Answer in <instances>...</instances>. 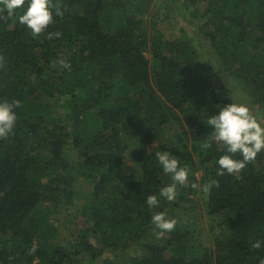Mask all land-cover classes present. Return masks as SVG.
Wrapping results in <instances>:
<instances>
[{
    "label": "trees",
    "instance_id": "obj_1",
    "mask_svg": "<svg viewBox=\"0 0 264 264\" xmlns=\"http://www.w3.org/2000/svg\"><path fill=\"white\" fill-rule=\"evenodd\" d=\"M161 2L169 15L189 19L192 33L181 28L191 38H168L160 24L168 14L157 24L160 13L150 0H52L64 14L53 9L56 22L39 38L19 23L28 0L12 16L0 12V102L22 105L14 109L13 133L0 138V264L264 259V150L240 173L216 175L226 147L206 122L233 99L217 95L203 60L212 55L251 113L264 118V0ZM49 32L60 35L48 39ZM64 109L73 136L62 122ZM171 128L172 136L160 141ZM157 151L188 169L174 201L159 194L172 179ZM81 178L92 183L78 203ZM213 180L219 187L201 202L212 217L205 233L181 217ZM149 195L158 206H148ZM165 207L176 225L158 237L151 218ZM77 217L82 221L69 242L67 225Z\"/></svg>",
    "mask_w": 264,
    "mask_h": 264
},
{
    "label": "clouds",
    "instance_id": "obj_2",
    "mask_svg": "<svg viewBox=\"0 0 264 264\" xmlns=\"http://www.w3.org/2000/svg\"><path fill=\"white\" fill-rule=\"evenodd\" d=\"M25 3L26 0H0V5L3 6L0 8V12L6 10L7 15L12 16L17 9L23 8ZM53 9H55V16H63L64 13L60 5L53 4L52 0H28V7L18 17L19 23L30 29L34 38H39L45 33L49 25L56 22ZM53 35L59 36L60 33L49 32L47 38L51 39ZM21 106L20 100H14L11 103L8 101L0 102V138L6 139L13 133L17 121L14 109ZM206 123L213 126L214 139L226 147L227 154L218 159L217 176H222L225 172L228 174L240 173L248 163L256 159L258 153L264 150V126L251 113L246 104L229 103L220 108L219 114L210 116ZM205 147L210 148L211 143L206 144ZM237 153L243 158L234 159L233 157ZM155 155L163 172L170 174L172 179V183L161 188L159 194L168 201H174L177 197V184L187 185L188 169L179 167L178 160L170 156L167 151H157ZM213 185L219 187V182L211 181L203 186V191L209 193ZM191 187L196 189L198 185L193 183ZM146 202L150 208L159 204L156 195H149ZM151 220L155 227L160 230L156 233L158 237L164 232H171L175 229L176 221L166 219L162 212L154 213ZM252 247L259 249L261 242L256 241ZM35 251L36 245H33L30 252L35 253ZM260 264H264V259L260 260Z\"/></svg>",
    "mask_w": 264,
    "mask_h": 264
},
{
    "label": "rangeland",
    "instance_id": "obj_3",
    "mask_svg": "<svg viewBox=\"0 0 264 264\" xmlns=\"http://www.w3.org/2000/svg\"><path fill=\"white\" fill-rule=\"evenodd\" d=\"M151 1V6L152 8L160 13L159 17H157L155 20L157 21V24H159L161 22V18L164 16V14H168V18L166 21L161 22V26L164 29L163 31L165 32V35L168 38L171 39H182V38H191L190 35L186 34L183 31V28H181V26H183L185 29H187L190 33H192L191 28H189L187 26V22L188 20H182L181 18H179V15L176 16L175 14L169 15L168 11L166 8H164L163 3L161 2L162 0H150ZM119 10L121 11V8H116V12ZM177 11H175L176 13ZM149 16V15H147ZM197 26H199V24H197ZM197 30V29H195ZM196 33V32H195ZM198 33L196 34V39L197 38ZM201 38V37H200ZM199 40H202L199 39ZM198 40V41H199ZM205 59L204 62L207 65V67L209 68V73L213 74V84L215 86V89L217 90V95L220 98H223L226 96H229L231 99H233V103H238V104H246L250 111L252 110L251 107L249 106L248 102L246 100L243 99V97L241 96L240 92H239V88L232 85L231 79L228 76L227 71H225L223 68L220 67L219 63L212 59V55L210 54H205ZM219 69V70H218ZM226 93V94H225ZM68 110L64 109L63 111H60V115L62 116V122L63 124H66L67 127V131L69 132V135L73 136L75 135V126L74 124L71 122L72 120H70L68 117H66L64 114L67 113ZM255 112V111H254ZM257 120L261 123L262 126H264V118L262 114H259L258 112L253 114ZM174 128L168 129L166 131H164L161 135L162 138L159 139L160 141L170 138L174 132ZM164 138V139H163ZM70 139V138H69ZM68 139V141H69ZM70 146H72L70 143H68ZM68 145H66L67 149H70L67 147ZM73 151V149H72ZM74 152V151H73ZM71 165L68 167V169L70 168V170L68 171H74V167L75 164L74 163H70ZM72 167V168H71ZM199 172H196L195 175L199 176ZM82 180H85V178H81L78 180V182H75L76 186H77V195H78V203L81 202L86 195H88V191H90L91 189V183L89 182V180H87L86 182H83ZM200 191V190H199ZM204 191L199 192L198 195L196 197V199L193 200V202L191 203L190 206H188L185 216H182V222H184V224H188L189 222H196L198 225H201V227H204L203 231L205 233L208 232V230L210 229V220L212 219V217L207 216L204 212L203 209V205H202V201L204 200L205 194H203ZM165 211H162V213H164L165 218L166 219H172V217L174 218V215L176 214H171V213H166L167 208L165 207L164 209ZM174 213H177V210L173 211ZM173 220V219H172ZM81 219H79V217H77L72 223H70L69 225H67V231L68 234L70 235L68 237V241L70 242L71 240V236H73L74 234L77 233V230L79 229V224H81ZM179 221V220H177ZM200 229V228H199ZM149 241L151 242H159V239L155 238V236L150 233L149 235ZM72 243V242H71ZM136 253V251L134 252ZM138 253V251H137ZM100 262V260H99Z\"/></svg>",
    "mask_w": 264,
    "mask_h": 264
}]
</instances>
